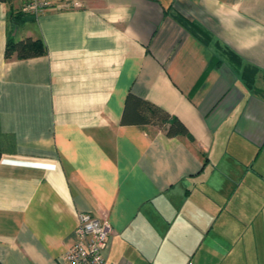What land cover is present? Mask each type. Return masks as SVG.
<instances>
[{
  "label": "crops",
  "instance_id": "1",
  "mask_svg": "<svg viewBox=\"0 0 264 264\" xmlns=\"http://www.w3.org/2000/svg\"><path fill=\"white\" fill-rule=\"evenodd\" d=\"M25 1H0V264H64L81 212L105 264H264V0ZM129 93L191 138L121 124Z\"/></svg>",
  "mask_w": 264,
  "mask_h": 264
},
{
  "label": "trees",
  "instance_id": "2",
  "mask_svg": "<svg viewBox=\"0 0 264 264\" xmlns=\"http://www.w3.org/2000/svg\"><path fill=\"white\" fill-rule=\"evenodd\" d=\"M8 2L11 0H0ZM25 14V13H23ZM22 15L20 11L14 13V19ZM46 53V47L41 39L25 38L14 41L9 38L5 49V57L15 56L18 59L41 56ZM123 125H151L164 127L168 136L186 135L191 138L185 125L166 111L151 104L143 98L129 93L125 100V107L121 117Z\"/></svg>",
  "mask_w": 264,
  "mask_h": 264
},
{
  "label": "built area",
  "instance_id": "3",
  "mask_svg": "<svg viewBox=\"0 0 264 264\" xmlns=\"http://www.w3.org/2000/svg\"><path fill=\"white\" fill-rule=\"evenodd\" d=\"M55 0H26L23 10L38 15L49 8ZM76 242L64 254V264H105L103 250L106 248L110 229L108 221L89 212H81L75 228ZM187 264H193L187 262Z\"/></svg>",
  "mask_w": 264,
  "mask_h": 264
}]
</instances>
